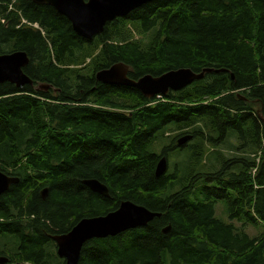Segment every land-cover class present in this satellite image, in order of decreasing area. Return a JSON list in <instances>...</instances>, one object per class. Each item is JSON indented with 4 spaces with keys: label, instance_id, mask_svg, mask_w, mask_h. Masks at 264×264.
Segmentation results:
<instances>
[{
    "label": "trees",
    "instance_id": "trees-1",
    "mask_svg": "<svg viewBox=\"0 0 264 264\" xmlns=\"http://www.w3.org/2000/svg\"><path fill=\"white\" fill-rule=\"evenodd\" d=\"M96 49L94 74L69 81L64 63ZM16 51L26 53L32 83L0 84V171L19 179L0 197V255L8 264H63L52 237L122 201L161 217L87 241L78 264H264V0H153L90 42L49 6L0 0V55ZM116 63L128 66L131 80L181 68L224 72L148 100L95 80ZM202 118L213 133L205 144L222 146L234 131L236 151L244 142L260 152L258 161L231 154L207 165L193 130L183 133L192 139L182 148L150 151L168 125ZM184 151L187 161L155 177L160 156ZM88 179L109 197L91 192ZM217 202L227 221L216 217ZM242 220L262 232L248 236L233 225Z\"/></svg>",
    "mask_w": 264,
    "mask_h": 264
},
{
    "label": "water",
    "instance_id": "water-1",
    "mask_svg": "<svg viewBox=\"0 0 264 264\" xmlns=\"http://www.w3.org/2000/svg\"><path fill=\"white\" fill-rule=\"evenodd\" d=\"M39 6H49L58 14L64 16L71 25L75 35L85 41H92L101 35L107 24L116 19L127 17L132 11L142 7L153 0H32ZM177 1V0H170ZM29 64L25 52L16 51L0 55V84L9 83L17 88L31 85L32 81L24 74L23 69ZM224 70L204 69L196 73L189 68L171 70L159 77L145 75L138 80L128 78V66L116 63L95 73V80L101 84L111 86H125L136 89L144 98L165 96L168 92H179L195 82L201 81L205 74L221 73ZM47 90V85L38 88ZM264 127V118L260 117ZM192 137L182 136L176 140V148L185 146ZM168 162L165 156L158 159L155 165V177L165 175ZM18 178L9 176L0 171V197L8 191L10 186L17 184ZM91 192L104 198L109 197L107 187L94 179L82 182ZM47 196V189L40 191L41 199ZM160 213L151 212L141 205L131 201H122L117 209L105 215L83 218L76 223L68 233L52 237L56 245V255L63 259L64 264H78L83 245L93 239H106L115 237L123 232L143 228ZM170 231L166 226L162 233ZM9 259L0 255V264H7Z\"/></svg>",
    "mask_w": 264,
    "mask_h": 264
},
{
    "label": "rangeland",
    "instance_id": "rangeland-1",
    "mask_svg": "<svg viewBox=\"0 0 264 264\" xmlns=\"http://www.w3.org/2000/svg\"><path fill=\"white\" fill-rule=\"evenodd\" d=\"M97 53H98L97 49L93 50V51L86 50L85 56H84V61H82L81 58H77L74 60L77 64L71 65L70 67H68L69 62L66 61V63H64L62 68L68 69L66 76L69 78V81L75 80L76 77L80 76V75L89 76L91 74V72H92V74H94L93 67L95 66V64H92V61L95 58V56L97 55ZM76 70H80L79 74L77 72H75ZM197 127H198V129H197ZM208 127H209V125H208L205 118L197 120L193 124H190L188 126L168 125L164 129H162V131L159 133L161 136H163V134H164V137L158 141L156 140L154 145L150 147V151L152 150L157 155H160V153L164 147H168V148H170L171 146L174 147V145H176L175 140L180 139L182 137L183 133L190 132L192 130L194 133H196L198 135L194 139V142L192 143V145L195 144V147L197 149H201L200 148L201 144L202 143L205 144L206 139L209 137V135H213V133L210 130H208L209 129ZM235 143H236V135H235L234 131L233 132L229 131L227 133V136H226V141L222 146H218V147L214 148L212 145H210L208 143H206L204 146L202 145V147L205 149L207 147V149L205 150V154L209 153L208 157H204L207 165H208L209 160L210 161L215 160V159L221 160L223 157L224 158L230 157L231 154L235 155L236 157H244V158L253 157V154H255L258 151V150H256V152L250 153L251 149H249V146H247L244 142H242V146H240L241 151L237 152L235 147H234ZM212 148H214L213 151L209 152L212 150ZM187 151H184V152L178 154V157H175V156H171L170 158L167 157L168 158L167 159V162H168L167 171L168 170L170 171L172 169L171 165H174L177 162H182L183 160L187 161V156H188V153H186ZM199 172H206V171L197 170L196 174ZM224 207H225L224 202H217L215 205V214H216V217L218 219H220L222 221H227ZM233 225L235 227L241 228L250 237H255L260 232H262L261 226L250 225V224L244 222L243 220L240 222H237V223H233ZM7 237H12V236H7ZM15 244L17 245L16 241H15ZM9 245L13 246V241L11 239L9 240Z\"/></svg>",
    "mask_w": 264,
    "mask_h": 264
}]
</instances>
